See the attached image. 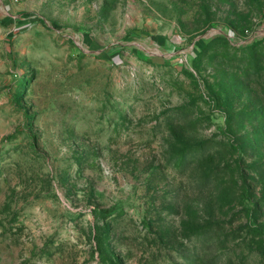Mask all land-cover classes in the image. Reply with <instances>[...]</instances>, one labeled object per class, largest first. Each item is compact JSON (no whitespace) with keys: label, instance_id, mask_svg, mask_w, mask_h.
<instances>
[{"label":"rangeland","instance_id":"rangeland-1","mask_svg":"<svg viewBox=\"0 0 264 264\" xmlns=\"http://www.w3.org/2000/svg\"><path fill=\"white\" fill-rule=\"evenodd\" d=\"M14 2L0 264H264V0Z\"/></svg>","mask_w":264,"mask_h":264},{"label":"crops","instance_id":"crops-1","mask_svg":"<svg viewBox=\"0 0 264 264\" xmlns=\"http://www.w3.org/2000/svg\"><path fill=\"white\" fill-rule=\"evenodd\" d=\"M14 1H10V0H0V2H1L0 13H23V12H20V11L18 12L16 10L19 6Z\"/></svg>","mask_w":264,"mask_h":264}]
</instances>
